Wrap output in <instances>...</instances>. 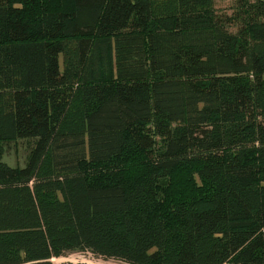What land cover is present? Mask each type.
<instances>
[{
    "label": "trees",
    "instance_id": "1",
    "mask_svg": "<svg viewBox=\"0 0 264 264\" xmlns=\"http://www.w3.org/2000/svg\"><path fill=\"white\" fill-rule=\"evenodd\" d=\"M74 250L264 264V0H0V264Z\"/></svg>",
    "mask_w": 264,
    "mask_h": 264
},
{
    "label": "rangeland",
    "instance_id": "2",
    "mask_svg": "<svg viewBox=\"0 0 264 264\" xmlns=\"http://www.w3.org/2000/svg\"><path fill=\"white\" fill-rule=\"evenodd\" d=\"M233 7V0H214V9L217 12L230 13ZM34 144V139H17L4 143L3 160L11 166H23L27 160L30 148ZM63 262H82L86 264H126L125 262L108 258L94 256L90 251L74 250L66 256L54 258L52 264H62Z\"/></svg>",
    "mask_w": 264,
    "mask_h": 264
}]
</instances>
